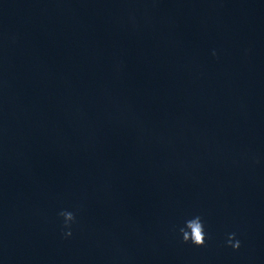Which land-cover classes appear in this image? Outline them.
I'll use <instances>...</instances> for the list:
<instances>
[{
  "label": "water",
  "instance_id": "95a60500",
  "mask_svg": "<svg viewBox=\"0 0 264 264\" xmlns=\"http://www.w3.org/2000/svg\"><path fill=\"white\" fill-rule=\"evenodd\" d=\"M0 264H264V0H0Z\"/></svg>",
  "mask_w": 264,
  "mask_h": 264
}]
</instances>
